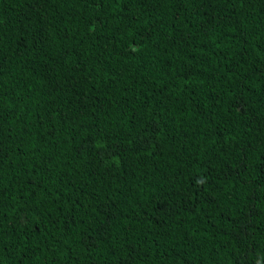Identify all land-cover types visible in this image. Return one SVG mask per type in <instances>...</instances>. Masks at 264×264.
<instances>
[{
  "label": "trees",
  "instance_id": "obj_1",
  "mask_svg": "<svg viewBox=\"0 0 264 264\" xmlns=\"http://www.w3.org/2000/svg\"><path fill=\"white\" fill-rule=\"evenodd\" d=\"M0 264H264V0H0Z\"/></svg>",
  "mask_w": 264,
  "mask_h": 264
}]
</instances>
